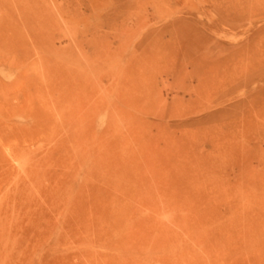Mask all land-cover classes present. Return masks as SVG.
<instances>
[{
  "label": "rangeland",
  "instance_id": "rangeland-1",
  "mask_svg": "<svg viewBox=\"0 0 264 264\" xmlns=\"http://www.w3.org/2000/svg\"><path fill=\"white\" fill-rule=\"evenodd\" d=\"M0 264H264V0H0Z\"/></svg>",
  "mask_w": 264,
  "mask_h": 264
}]
</instances>
